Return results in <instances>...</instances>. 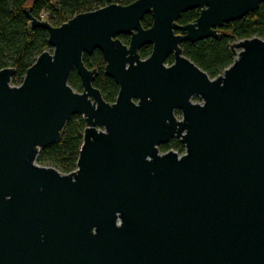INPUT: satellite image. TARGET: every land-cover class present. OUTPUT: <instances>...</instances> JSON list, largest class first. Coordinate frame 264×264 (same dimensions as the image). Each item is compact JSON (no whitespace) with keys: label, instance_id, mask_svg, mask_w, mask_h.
Here are the masks:
<instances>
[{"label":"water","instance_id":"obj_1","mask_svg":"<svg viewBox=\"0 0 264 264\" xmlns=\"http://www.w3.org/2000/svg\"><path fill=\"white\" fill-rule=\"evenodd\" d=\"M263 2L136 0L59 27L25 10L52 52L20 86L14 68L0 70V264H264V39L232 43L213 79L180 46L225 37ZM191 10L198 18L179 24ZM96 50L114 103L83 61ZM72 116L86 124L76 170L39 165ZM171 138L182 155L160 152Z\"/></svg>","mask_w":264,"mask_h":264},{"label":"trees","instance_id":"obj_2","mask_svg":"<svg viewBox=\"0 0 264 264\" xmlns=\"http://www.w3.org/2000/svg\"><path fill=\"white\" fill-rule=\"evenodd\" d=\"M136 0H0V70L12 67L16 70L12 78L15 85H21L27 70L35 63L38 56L46 51L52 52L48 43V32L42 28H34L25 14L29 9L33 17L40 20L43 12L48 14L51 25L59 27L74 16L98 10L112 4L130 5ZM200 10H191L181 15L178 23L187 25L194 22ZM153 20L150 14L142 19V26L148 29ZM222 38H210L196 43L183 42L181 48L187 58L205 71L210 78H216L229 67L234 56L230 45L234 42L251 39H264V2L259 9L247 14L240 20L225 24ZM127 43L128 36H121ZM151 46L141 49L140 55L146 58L151 54ZM83 61L89 69L98 72L93 85L98 88L104 99L114 103L119 93L115 81L105 75L106 62L103 54L96 50L92 55L84 54ZM69 84L81 91V79L76 71L72 72ZM86 124L81 116H72L62 131L59 141L41 149L37 157L39 165L51 166L61 173L76 170L79 153L83 144ZM163 149H166L163 147ZM172 149L184 153V146L174 141Z\"/></svg>","mask_w":264,"mask_h":264},{"label":"flooded vegetation","instance_id":"obj_3","mask_svg":"<svg viewBox=\"0 0 264 264\" xmlns=\"http://www.w3.org/2000/svg\"><path fill=\"white\" fill-rule=\"evenodd\" d=\"M177 34H179V32H177ZM122 36H125V35H122ZM121 36H119L118 38L122 41V39L120 38ZM129 37V36H128ZM129 41H130V37H129ZM129 41L127 42V43H125L124 41H122L124 44H126V45H128L129 44ZM182 45V44H181ZM180 45V46H181ZM147 46H151V45H147ZM145 47V46H144ZM151 48H152V46H151ZM141 51V50H140ZM152 52V51H151ZM150 56V55H149ZM148 56V57H149ZM148 57H146V58H148ZM146 58H143V59H146ZM174 63V59H173V56L171 55V56H169L168 57V60H167V62H166V65L167 66H171L172 64ZM96 70V69H95ZM74 71V70H73ZM98 75V74H97ZM97 77V76H96ZM81 87H82V84H81ZM75 90V89H74ZM77 92H82V89H81V91H78V90H76ZM103 96V95H102ZM192 101L193 102H200V99L198 98V97H194L193 99H192ZM175 115H176V117H177V119H181V116H180V113H179V111H175ZM174 141H178L179 143H181V141H180V139H177V138H171L167 143H164V144H161V146L159 147V149H160V152L161 153H166V152H169V151H173V152H176V153H178L179 155H182V154H180L178 151H176V150H174V149H172V145H173V142ZM182 144V143H181ZM183 145V144H182ZM163 147H165L166 149H163Z\"/></svg>","mask_w":264,"mask_h":264},{"label":"built area","instance_id":"obj_4","mask_svg":"<svg viewBox=\"0 0 264 264\" xmlns=\"http://www.w3.org/2000/svg\"><path fill=\"white\" fill-rule=\"evenodd\" d=\"M48 17V14L46 12L41 13L40 15V20L42 21H46Z\"/></svg>","mask_w":264,"mask_h":264},{"label":"rangeland","instance_id":"obj_5","mask_svg":"<svg viewBox=\"0 0 264 264\" xmlns=\"http://www.w3.org/2000/svg\"><path fill=\"white\" fill-rule=\"evenodd\" d=\"M49 52H50V51H49ZM11 85H12V86H20V85H15L12 81H11ZM41 166L51 167V166H46V165H41Z\"/></svg>","mask_w":264,"mask_h":264}]
</instances>
